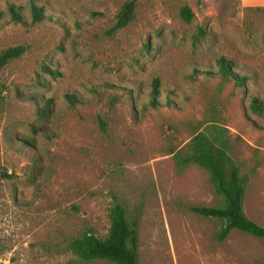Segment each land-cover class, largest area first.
<instances>
[{"label": "rangeland", "instance_id": "374dc122", "mask_svg": "<svg viewBox=\"0 0 264 264\" xmlns=\"http://www.w3.org/2000/svg\"><path fill=\"white\" fill-rule=\"evenodd\" d=\"M124 1L0 0V51L25 48L0 72V264H113L80 260L66 240L104 237L115 202L138 223L139 264H264L263 239L232 229L217 241L220 222L191 211L219 198L204 169L178 168L171 153L205 124L227 128L244 213L264 227V114L249 108L264 99V0H140L112 31ZM221 57L243 86L222 81Z\"/></svg>", "mask_w": 264, "mask_h": 264}, {"label": "trees", "instance_id": "16d2710c", "mask_svg": "<svg viewBox=\"0 0 264 264\" xmlns=\"http://www.w3.org/2000/svg\"><path fill=\"white\" fill-rule=\"evenodd\" d=\"M140 0H125L121 5L115 22L111 28L117 31L126 27L135 17L136 6ZM32 22L36 23L44 18L43 7L32 4L30 7ZM8 14L12 20L22 23L23 19L19 7L8 6ZM180 17L189 23L194 15L187 6L180 9ZM200 37L204 36L202 27L198 28ZM25 51L23 46L8 47L0 51V72L12 60L19 58ZM218 72L224 82L232 81L235 86H243L245 76L239 75L231 60L221 57L217 61ZM51 72L50 70H46ZM209 74L210 72H202ZM158 79L152 82L149 106L157 108ZM65 99L71 106L78 102L73 94H66ZM4 102L3 86L0 84V109ZM50 99L43 101L37 107L39 117L48 115ZM166 105H170L167 101ZM250 110L256 115L264 114V99L252 97ZM102 128L105 127L100 120ZM227 128L216 123L205 124L198 128L184 147L172 151L175 165L180 168L186 165H196L204 169L209 181L219 198L216 206H192L191 211L205 218H212L220 222V228L214 233L217 241H223L232 229H237L256 238L264 240V227L249 219L243 210V197L247 184V176L241 173V162L235 160L230 152L232 145ZM258 165L255 162L253 171ZM1 175H4L3 173ZM109 227L104 237L96 236L91 229L81 232L78 236L66 240V249L85 262L104 260L113 264H139L137 221L130 217L124 206L115 202L108 210Z\"/></svg>", "mask_w": 264, "mask_h": 264}]
</instances>
